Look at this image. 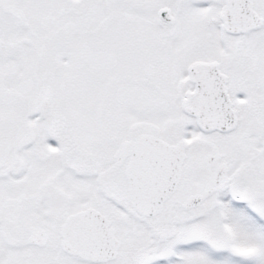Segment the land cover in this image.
<instances>
[{
  "label": "snow or ice",
  "instance_id": "6c2138e0",
  "mask_svg": "<svg viewBox=\"0 0 264 264\" xmlns=\"http://www.w3.org/2000/svg\"><path fill=\"white\" fill-rule=\"evenodd\" d=\"M0 264H264V0H0Z\"/></svg>",
  "mask_w": 264,
  "mask_h": 264
}]
</instances>
